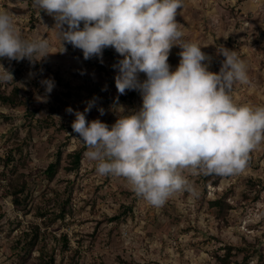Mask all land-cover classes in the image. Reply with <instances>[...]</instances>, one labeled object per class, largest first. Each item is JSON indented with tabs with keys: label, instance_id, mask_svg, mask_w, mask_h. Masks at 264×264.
Instances as JSON below:
<instances>
[{
	"label": "rangeland",
	"instance_id": "374dc122",
	"mask_svg": "<svg viewBox=\"0 0 264 264\" xmlns=\"http://www.w3.org/2000/svg\"><path fill=\"white\" fill-rule=\"evenodd\" d=\"M0 10L14 14L23 38L47 39L52 53L35 64L0 58L14 76L13 82L0 83V92H18L24 101L0 102V264H49L51 259L54 264H223L219 256L225 247L246 242L264 253V143L250 153L242 173L185 170L194 192H177L161 208L149 205L125 178L97 173L72 130L75 116L66 112L68 107L83 111L96 97L86 119L113 124L109 107L119 94L112 65L122 57L107 48L102 63L96 57L84 60L70 44L60 53L53 17L33 7L32 0H0ZM177 13L183 39L206 46L201 50L212 57L210 71L218 72L224 59L217 54L220 45L246 62L250 84H234V102L264 106V0H183ZM180 51L171 49L173 70ZM46 78L55 81L50 94L41 84ZM119 103L131 110L142 100L137 91H126ZM98 107L105 109L103 116ZM76 149H83V158L70 170L68 154ZM59 155L60 168L50 180L44 170ZM23 181L26 198L17 205L11 184ZM219 197L229 204L224 213L210 204ZM34 233L39 237L28 251ZM242 259L236 252L228 264H243ZM249 264L264 259L256 254Z\"/></svg>",
	"mask_w": 264,
	"mask_h": 264
},
{
	"label": "clouds",
	"instance_id": "9594fccd",
	"mask_svg": "<svg viewBox=\"0 0 264 264\" xmlns=\"http://www.w3.org/2000/svg\"><path fill=\"white\" fill-rule=\"evenodd\" d=\"M32 4L53 17L60 53L70 44L82 51L84 60L96 57L102 63L107 48L122 57L112 65L115 87L119 95L137 91L142 100L138 109H126L118 95L109 107L116 116L111 125L86 119L96 97L83 111L68 107L66 112L75 116L72 130L87 149L84 156L96 162L97 173L125 178L149 205L161 208L177 192H194L185 170L192 175L242 173L250 153L264 143V106L237 104L231 95L234 84H250L246 62L236 50L220 45L217 54L224 59L218 72L210 71L212 57L201 50L206 46L183 39V25L176 20L183 0ZM13 15L0 10V58H27L35 64L52 54L47 39L23 38ZM174 46L181 51L173 70L168 61ZM13 81L12 72L0 64V83ZM41 84L48 94L55 87L52 78ZM97 110L105 114L103 107Z\"/></svg>",
	"mask_w": 264,
	"mask_h": 264
},
{
	"label": "trees",
	"instance_id": "16d2710c",
	"mask_svg": "<svg viewBox=\"0 0 264 264\" xmlns=\"http://www.w3.org/2000/svg\"><path fill=\"white\" fill-rule=\"evenodd\" d=\"M0 102L3 104H9L10 106H18L24 103V101H22L19 98L18 92L13 93V94H6L3 92H0ZM83 152H84L83 149H76L73 152L68 154L69 157H71V160H70L71 166L69 167L70 170H75L80 167L81 160L83 158ZM59 168H60V155L59 157H57L55 161H52L49 163L47 168L44 170V174L46 175L48 179L52 180L56 176ZM11 185L13 186L12 194H13L14 203L17 205L23 204L24 198H26V195H24L23 197L22 193L26 191V188H27L26 181H23L22 183L11 184ZM210 204L212 206H215L221 213H224V211L227 210V208H229L228 207L229 204L227 203L226 199L223 197H219V198L211 200ZM38 237H39V234L34 233L33 238L30 239L29 243H27L28 251L31 248H33L34 244L37 242ZM225 249H226V252L224 253V255L219 256V259L221 260L223 264H228L230 261V258L236 252L243 253V259H242L243 264H249L251 258L256 254H258L259 260L264 259V253L260 252L257 249L256 245H254L253 243L246 242L245 244L240 245V246L228 245L227 247H225ZM49 264H54L53 259L50 260Z\"/></svg>",
	"mask_w": 264,
	"mask_h": 264
}]
</instances>
